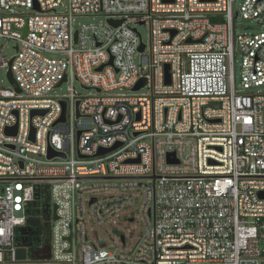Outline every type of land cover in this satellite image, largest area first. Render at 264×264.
I'll list each match as a JSON object with an SVG mask.
<instances>
[{
    "label": "built area",
    "instance_id": "built-area-1",
    "mask_svg": "<svg viewBox=\"0 0 264 264\" xmlns=\"http://www.w3.org/2000/svg\"><path fill=\"white\" fill-rule=\"evenodd\" d=\"M236 1L0 0V68L20 90L0 89V264H264V31L235 33L240 16L262 21L264 0ZM88 16L105 21L75 27ZM139 196L131 250L91 240L90 223ZM37 220L50 258L40 244L20 260Z\"/></svg>",
    "mask_w": 264,
    "mask_h": 264
},
{
    "label": "rangeland",
    "instance_id": "rangeland-1",
    "mask_svg": "<svg viewBox=\"0 0 264 264\" xmlns=\"http://www.w3.org/2000/svg\"><path fill=\"white\" fill-rule=\"evenodd\" d=\"M243 0H238L234 3V12H239L240 6ZM105 21L104 17H79L76 18L75 27H79L81 25L87 24H99ZM138 31L141 33L143 42L145 44H149L150 39V31L146 26H139ZM264 31V16L262 21L258 24L256 21L252 20H244L241 16L235 19V33L239 34H249V33H261ZM12 44H8L5 49V54L7 56H11L14 52L11 49ZM241 61L242 57L240 54L235 55V65H234V73H235V83L237 89H241ZM7 70L0 68V89H9L11 87V83L9 82ZM71 87V84L63 85L61 90H57L54 94L64 95L68 94V88ZM74 89L80 95L84 96L88 93H93V91H85L82 89L81 85L78 82L73 83ZM255 92L260 91L264 94V87H259L254 89ZM123 93H128L124 91ZM149 93L148 89H143L138 92V94H146ZM141 196L136 199V202L129 209L124 210L119 217L115 218L114 221L105 223L103 225H88V233L91 240L95 243L103 242L109 248H118L120 250H131L138 240L141 238L143 232L142 224L139 220V206L141 204ZM53 202H51V206ZM132 216L135 218V221L129 222L126 219ZM52 219L49 224H52ZM125 235V239L122 240L120 238V234ZM35 247L30 246L27 248L29 255L32 254Z\"/></svg>",
    "mask_w": 264,
    "mask_h": 264
},
{
    "label": "water",
    "instance_id": "water-1",
    "mask_svg": "<svg viewBox=\"0 0 264 264\" xmlns=\"http://www.w3.org/2000/svg\"><path fill=\"white\" fill-rule=\"evenodd\" d=\"M122 22L123 21H120V22L110 21V23L112 25H114V26H118ZM144 50H145V45H142L140 47L139 51L140 52H144ZM110 64L112 65L113 64V61H111ZM168 70H169V67L167 66V72H168ZM7 76H8V79H9V82L11 83V85L14 86L18 92H20V90L18 88V85H17V83L15 82V80H14V78L12 76L11 71H9V73L7 74ZM167 82L170 83V77H169V74L168 73H167ZM145 86H146V80H141L139 82V84L133 90L134 91H138V90L144 88ZM77 106H79V102L77 103ZM39 113L40 114H44L45 112L44 111H34L33 112L34 115L39 114ZM78 116H79V113H78ZM65 120H66V114H65V105H64V113L62 115V118L59 121L65 122ZM139 120H140V117H139ZM7 134L8 135H15L16 134V128H15V130L8 129ZM79 136H80V133H79ZM116 148L117 147L112 148V149H108V150H104V151L102 150L100 152V154L105 153V152H110V151H112V150H114ZM56 156H60V157L64 156L65 157L64 154H61V153H58V152H55V151L50 150V152H49V158H54ZM42 202H43L42 207H43V218H44V220L46 222H49L51 220V215L52 214H53V219H56V206L51 207V204L49 202V194H48V191L45 192V195L42 198ZM133 221H134L133 219L130 220V222H133ZM120 238L122 240H124L125 239V235L121 233L120 234ZM27 241H30V238L29 237L26 238V239H23V243L22 244L25 247H30L32 243H30V242L27 243ZM100 245L101 246H104L103 244H100ZM25 247H23V248H21V249L18 250V258L20 260H24L26 258L27 250L25 249ZM35 258H37V259H48V258H50V247H49V245H45V248L43 249V251L37 252L35 254Z\"/></svg>",
    "mask_w": 264,
    "mask_h": 264
},
{
    "label": "flooded vegetation",
    "instance_id": "flooded-vegetation-1",
    "mask_svg": "<svg viewBox=\"0 0 264 264\" xmlns=\"http://www.w3.org/2000/svg\"><path fill=\"white\" fill-rule=\"evenodd\" d=\"M48 227V225L45 227V229L43 230V235L40 239L36 235H32L30 237L32 243L31 246L38 247L40 244H49V234H47Z\"/></svg>",
    "mask_w": 264,
    "mask_h": 264
},
{
    "label": "trees",
    "instance_id": "trees-1",
    "mask_svg": "<svg viewBox=\"0 0 264 264\" xmlns=\"http://www.w3.org/2000/svg\"><path fill=\"white\" fill-rule=\"evenodd\" d=\"M39 202H41V201H38V205H39V207H40V204H39ZM41 204H43V202L41 203ZM39 213H40V210H37V214L39 215ZM48 225V223H44V222H42V221H36V222H34V226H35V229H36V236H38V238L40 239L41 237H42V235H43V230L45 229V227Z\"/></svg>",
    "mask_w": 264,
    "mask_h": 264
}]
</instances>
